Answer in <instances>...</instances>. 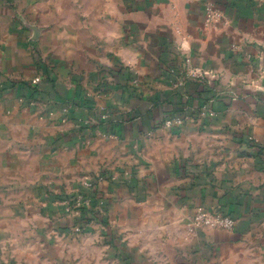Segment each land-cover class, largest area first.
<instances>
[{
    "label": "crops",
    "instance_id": "0c3cea01",
    "mask_svg": "<svg viewBox=\"0 0 264 264\" xmlns=\"http://www.w3.org/2000/svg\"><path fill=\"white\" fill-rule=\"evenodd\" d=\"M0 264H264V0H0Z\"/></svg>",
    "mask_w": 264,
    "mask_h": 264
},
{
    "label": "built area",
    "instance_id": "2783aa9c",
    "mask_svg": "<svg viewBox=\"0 0 264 264\" xmlns=\"http://www.w3.org/2000/svg\"><path fill=\"white\" fill-rule=\"evenodd\" d=\"M211 16H214L213 14ZM190 62L187 60L186 62V76L187 77H198L201 73L197 72L194 68L190 67ZM177 124L181 125V119H168L165 121L166 127H171V125ZM88 188H93L94 183L89 181L86 183ZM90 202V198H85L82 194L75 199V203L77 207H80L83 204H88ZM237 221L236 219L226 213L216 211V210H205L204 208H198L195 210L192 218V224L194 227L199 228H209V229H220V230H233Z\"/></svg>",
    "mask_w": 264,
    "mask_h": 264
}]
</instances>
